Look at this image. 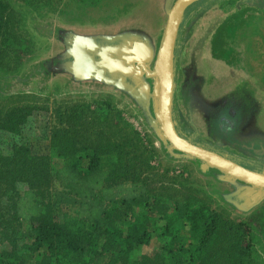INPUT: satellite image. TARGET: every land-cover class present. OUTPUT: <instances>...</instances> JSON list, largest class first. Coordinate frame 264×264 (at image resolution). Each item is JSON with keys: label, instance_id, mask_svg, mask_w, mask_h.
Segmentation results:
<instances>
[{"label": "trees", "instance_id": "1", "mask_svg": "<svg viewBox=\"0 0 264 264\" xmlns=\"http://www.w3.org/2000/svg\"><path fill=\"white\" fill-rule=\"evenodd\" d=\"M13 1L0 0V61L18 37ZM34 110L0 111V129L19 133ZM56 117L47 154L0 147V264H260L249 236L263 209L235 220L197 196L149 188L140 169L157 150L111 96L59 106ZM154 235L159 249L135 257Z\"/></svg>", "mask_w": 264, "mask_h": 264}, {"label": "rangeland", "instance_id": "2", "mask_svg": "<svg viewBox=\"0 0 264 264\" xmlns=\"http://www.w3.org/2000/svg\"><path fill=\"white\" fill-rule=\"evenodd\" d=\"M166 2L14 0L18 37L10 40L11 46L0 61V111L5 113L16 105H31L35 110L19 133L0 129V147L8 151L15 144L27 143L34 153L47 154L59 106L80 99L91 102L111 96L122 117L141 134L148 150H157L150 160L151 168L144 166L140 169L141 177L149 188L161 190L168 187L174 199L197 196L235 220L251 221L253 213L263 209L258 220L251 221L249 237L260 264H264V201L249 212L238 210L225 199L224 194L235 192L242 183L220 181L213 174L218 173L215 170L203 172L198 161L172 151L168 143L164 144L158 137L151 124L150 115H154L152 106L149 113H145L135 97L98 78L78 79L73 75L72 66L63 65L59 70L49 67V60L68 54L75 33L98 36L127 34L136 30V34L145 37L152 49L157 50L167 21ZM61 32L72 37L67 45L62 41ZM185 41L175 77L176 119L184 121L189 113L191 117L188 121L197 128L201 139L212 141L207 123L210 110L233 90L243 87L244 93L251 94L250 104L253 107L255 102L259 104V124L264 131V0L250 3L249 0H216L195 21ZM189 66L190 76L187 71L183 73L184 68ZM195 70L198 75L194 74ZM193 76L200 82L197 88H193L195 99L186 84ZM199 110L202 112L199 113ZM220 117L223 125L214 122L217 130L214 133L215 144L221 145L224 139L227 143L240 144L247 139L243 137L247 135L245 129L236 134L239 123L234 127H225L224 124L227 126L230 121L224 113ZM221 125L224 130L228 128L226 135L219 132ZM60 189L61 183L55 181L52 190ZM126 195L129 194L123 196ZM161 242L163 240L154 235L149 245L135 250L134 256L153 255Z\"/></svg>", "mask_w": 264, "mask_h": 264}, {"label": "water", "instance_id": "3", "mask_svg": "<svg viewBox=\"0 0 264 264\" xmlns=\"http://www.w3.org/2000/svg\"><path fill=\"white\" fill-rule=\"evenodd\" d=\"M214 0H167V21L157 50L149 42L125 34L86 36L75 33L68 55L76 78H98L135 97L149 113L151 124L164 144L179 156L200 163L201 170H215L220 181L240 182L225 199L242 212L264 201V167L247 165L232 155L188 138L174 113L175 81L184 26L194 9ZM106 43V44H105ZM67 67V64L64 65ZM66 70V69H65ZM197 136V135H196Z\"/></svg>", "mask_w": 264, "mask_h": 264}, {"label": "flooded vegetation", "instance_id": "4", "mask_svg": "<svg viewBox=\"0 0 264 264\" xmlns=\"http://www.w3.org/2000/svg\"><path fill=\"white\" fill-rule=\"evenodd\" d=\"M173 1L174 0H172V2ZM250 1H253V0H249V3H250ZM215 2H216V0L211 1L207 4L202 5V6H198L196 9L193 10L191 15L187 19V24L184 26V30H183V34H182L181 42H180L181 47L179 50V56L181 55L182 46H183L184 42H186L185 41L186 37L188 38L189 32L195 26V21H197L200 18V16L202 14H204V12L209 9V7L214 5ZM125 35H127L130 38H135V39L142 41L144 43L149 42L142 35L136 34V30H132ZM60 36H61L62 41L65 45H67L69 43L70 38H72V37H70V35H68L66 33H62V32L60 33ZM150 45H151V43H150ZM49 62H50V66H49L50 69H52V67H55L57 70H59L60 66H63L65 64H67L68 66H71V58L69 57V55L67 53H65L63 55H59L58 57L54 58L53 61L49 60ZM194 67H196V66H194ZM177 69H178V66H177ZM189 69H190V66L185 67L183 70V73L185 74L187 71L188 72L187 75H189V73L191 72V71H189ZM196 72H197V70L194 71V74L198 75V74H196ZM185 81H186V78H185ZM186 84H187V88H189V90L191 91V93L193 95V98L195 99L194 94H193V88L194 89L197 88L198 85L200 84V82L197 80V78H194V76H193V78L191 77V79H188ZM244 91H245V88H243V87L238 88L236 90H233L231 93L226 95L224 99L215 103L214 106L212 107V110H210V112H211L210 119L207 123H208V126L210 125V133L209 134H211L213 136L211 138L212 141H208V140L206 141L204 139L203 140L201 139V137L199 136V132L197 131V128L194 125L190 124L188 121L191 117L189 113H188V116L186 117V119H184V121H178L177 120L178 124H179L178 126H179L180 130L182 132H184V134L188 138L197 137V140L199 142L205 144L206 146L220 150L226 154L232 155L235 158H237V160H239L240 162L246 163L247 165H250L253 163V164L260 165V166L264 167V131L262 130V128L260 126L261 119L258 118V116H259L258 115L259 114V110H258L259 104L258 103L256 104V102H255L256 106L253 107L250 104L251 99H252L251 94L249 95L248 92L244 93ZM195 93L197 94V91ZM199 99H200V97H199ZM189 104H188V106H189ZM200 108H203V107H200ZM201 112L202 111L199 110V113H201ZM223 113L226 114V116L228 117V119L230 121V122H228L227 126L225 124H224V126L225 127H228V126L234 127L235 124L238 125V123H239L238 126L236 125L237 126L236 134L237 133L241 134L242 131L245 129V132H247L246 133L247 135H245L243 137H247L246 140H242V142L240 141L241 142L240 144L227 143L225 139L221 141L222 142L221 145L220 144L217 145L213 142L214 139L216 138V137H214V133L216 134V132H217V130L214 126V122L221 123L222 117H220V116ZM222 125H221V130L219 132H221L222 135L223 134L226 135L228 133L227 132L228 128H226L224 130L222 128Z\"/></svg>", "mask_w": 264, "mask_h": 264}]
</instances>
